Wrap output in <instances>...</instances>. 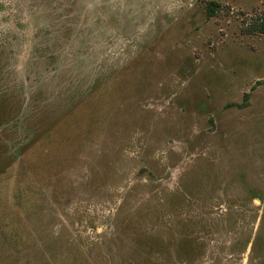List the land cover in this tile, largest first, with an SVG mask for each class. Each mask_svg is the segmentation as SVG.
<instances>
[{
    "label": "rangeland",
    "instance_id": "1",
    "mask_svg": "<svg viewBox=\"0 0 264 264\" xmlns=\"http://www.w3.org/2000/svg\"><path fill=\"white\" fill-rule=\"evenodd\" d=\"M0 264H264V0H0Z\"/></svg>",
    "mask_w": 264,
    "mask_h": 264
},
{
    "label": "trees",
    "instance_id": "2",
    "mask_svg": "<svg viewBox=\"0 0 264 264\" xmlns=\"http://www.w3.org/2000/svg\"><path fill=\"white\" fill-rule=\"evenodd\" d=\"M245 94V93H244Z\"/></svg>",
    "mask_w": 264,
    "mask_h": 264
}]
</instances>
